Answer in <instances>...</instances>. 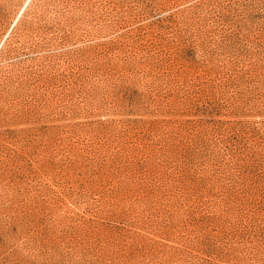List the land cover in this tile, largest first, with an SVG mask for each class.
Here are the masks:
<instances>
[{"label":"rangeland","instance_id":"1","mask_svg":"<svg viewBox=\"0 0 264 264\" xmlns=\"http://www.w3.org/2000/svg\"><path fill=\"white\" fill-rule=\"evenodd\" d=\"M0 264H264V0H0Z\"/></svg>","mask_w":264,"mask_h":264}]
</instances>
